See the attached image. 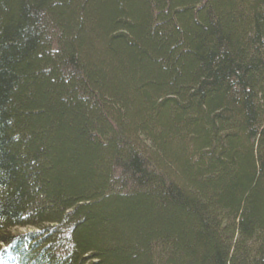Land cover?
<instances>
[{
    "label": "trees",
    "instance_id": "trees-1",
    "mask_svg": "<svg viewBox=\"0 0 264 264\" xmlns=\"http://www.w3.org/2000/svg\"><path fill=\"white\" fill-rule=\"evenodd\" d=\"M0 264H264V0H0Z\"/></svg>",
    "mask_w": 264,
    "mask_h": 264
},
{
    "label": "rangeland",
    "instance_id": "rangeland-1",
    "mask_svg": "<svg viewBox=\"0 0 264 264\" xmlns=\"http://www.w3.org/2000/svg\"><path fill=\"white\" fill-rule=\"evenodd\" d=\"M21 233L25 232V230H20Z\"/></svg>",
    "mask_w": 264,
    "mask_h": 264
}]
</instances>
